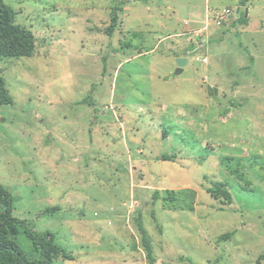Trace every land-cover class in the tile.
I'll list each match as a JSON object with an SVG mask.
<instances>
[{"label": "rangeland", "instance_id": "1", "mask_svg": "<svg viewBox=\"0 0 264 264\" xmlns=\"http://www.w3.org/2000/svg\"><path fill=\"white\" fill-rule=\"evenodd\" d=\"M5 2L37 48L0 62V185L54 264H152L140 224L153 264H264V0Z\"/></svg>", "mask_w": 264, "mask_h": 264}, {"label": "trees", "instance_id": "2", "mask_svg": "<svg viewBox=\"0 0 264 264\" xmlns=\"http://www.w3.org/2000/svg\"><path fill=\"white\" fill-rule=\"evenodd\" d=\"M248 0H241L246 5ZM244 20L243 18H240ZM119 24V9L116 6L112 12V23L108 34L112 36ZM37 40L34 33L16 24V13L9 7L5 0H0V62L7 59L32 58L37 48ZM13 104L12 97L7 89L6 82L0 78V105ZM170 161L169 157H165ZM217 199H222L229 204L233 203L231 193L224 185H218L209 190ZM174 202V199H171ZM3 209V210H2ZM59 208L47 209L44 214L56 213ZM143 234V243L148 259L154 263L153 248L147 236L146 230L140 224ZM21 229L31 241L34 251L41 259H32L17 243L16 239L21 234ZM230 235L221 238L228 240ZM56 235L47 231L43 234L35 233L27 224L14 217V198L12 194L0 185V264H54L58 260L75 261L72 252L57 244ZM264 260V256L261 258ZM192 262L191 259H188Z\"/></svg>", "mask_w": 264, "mask_h": 264}, {"label": "water", "instance_id": "3", "mask_svg": "<svg viewBox=\"0 0 264 264\" xmlns=\"http://www.w3.org/2000/svg\"><path fill=\"white\" fill-rule=\"evenodd\" d=\"M240 12L241 11L239 9L238 17H240ZM248 15H249V11L247 10L246 18H248ZM187 64H188V61L186 59H178L177 60V65H178V70L176 73L177 76L181 75L184 72V68L187 66Z\"/></svg>", "mask_w": 264, "mask_h": 264}]
</instances>
